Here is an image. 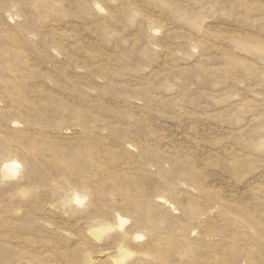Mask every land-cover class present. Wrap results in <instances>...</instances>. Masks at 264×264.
Listing matches in <instances>:
<instances>
[{
  "label": "rangeland",
  "instance_id": "1",
  "mask_svg": "<svg viewBox=\"0 0 264 264\" xmlns=\"http://www.w3.org/2000/svg\"><path fill=\"white\" fill-rule=\"evenodd\" d=\"M0 264H264V0H0Z\"/></svg>",
  "mask_w": 264,
  "mask_h": 264
}]
</instances>
